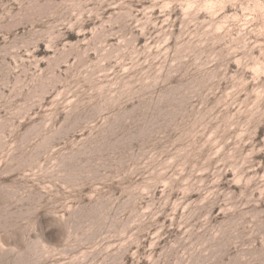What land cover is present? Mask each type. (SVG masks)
<instances>
[{
  "label": "rangeland",
  "instance_id": "374dc122",
  "mask_svg": "<svg viewBox=\"0 0 264 264\" xmlns=\"http://www.w3.org/2000/svg\"><path fill=\"white\" fill-rule=\"evenodd\" d=\"M0 264H264V0H0Z\"/></svg>",
  "mask_w": 264,
  "mask_h": 264
}]
</instances>
